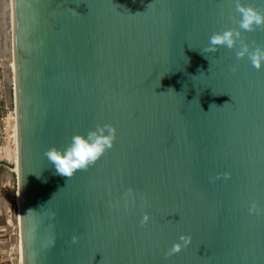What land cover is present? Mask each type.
Segmentation results:
<instances>
[{
	"label": "water",
	"instance_id": "water-1",
	"mask_svg": "<svg viewBox=\"0 0 264 264\" xmlns=\"http://www.w3.org/2000/svg\"><path fill=\"white\" fill-rule=\"evenodd\" d=\"M11 2L22 264H264V68L201 53L237 0ZM107 125L112 148L56 174L49 149Z\"/></svg>",
	"mask_w": 264,
	"mask_h": 264
},
{
	"label": "clouds",
	"instance_id": "clouds-1",
	"mask_svg": "<svg viewBox=\"0 0 264 264\" xmlns=\"http://www.w3.org/2000/svg\"><path fill=\"white\" fill-rule=\"evenodd\" d=\"M236 11L241 17L240 30L228 28L212 34L207 47L201 53L208 59L205 53H212L220 47H225L235 51L237 60L247 57L255 68H264V46L253 48L242 39L241 31H253L256 27L264 26V12L252 6H245L240 0H237ZM116 134L117 130L114 126H100L89 131L87 135H74L67 147L63 149L53 147L46 152V156L54 165L56 174L71 178L78 171L96 163L107 150L112 148ZM32 210L35 209L29 211ZM144 220L146 222L148 217L145 216ZM180 241L182 242L173 245L172 253L179 252L189 245L191 237L181 236Z\"/></svg>",
	"mask_w": 264,
	"mask_h": 264
},
{
	"label": "rangeland",
	"instance_id": "rangeland-1",
	"mask_svg": "<svg viewBox=\"0 0 264 264\" xmlns=\"http://www.w3.org/2000/svg\"><path fill=\"white\" fill-rule=\"evenodd\" d=\"M11 0H0V58L7 66L12 54L10 17ZM8 67V66H7ZM9 71V68L7 69ZM12 72L6 73L5 83L1 85L0 94L9 97ZM6 145V146H5ZM2 145L0 160H5L13 167L0 172V264H21L19 207L17 202V147L16 139ZM5 146V147H3Z\"/></svg>",
	"mask_w": 264,
	"mask_h": 264
},
{
	"label": "built area",
	"instance_id": "built-area-1",
	"mask_svg": "<svg viewBox=\"0 0 264 264\" xmlns=\"http://www.w3.org/2000/svg\"><path fill=\"white\" fill-rule=\"evenodd\" d=\"M11 44H12V54L10 57V65L2 64L3 61L0 58V88L2 83H5L6 79V73H9V75L13 74L12 81L11 77L9 78L10 89H9V97L3 98L2 94H0V100L4 101V107L6 109V112L3 115H0V149L2 148V145L9 144L11 140L15 141V136L17 135V129L14 128V124H16V107H15V99H14V87H15V74H14V63H13V30L11 29ZM9 68V71L7 70ZM6 146V145H5ZM3 146V147H5ZM16 166V165H15ZM17 169V167H16ZM15 169V170H16ZM16 172V171H15Z\"/></svg>",
	"mask_w": 264,
	"mask_h": 264
},
{
	"label": "trees",
	"instance_id": "trees-1",
	"mask_svg": "<svg viewBox=\"0 0 264 264\" xmlns=\"http://www.w3.org/2000/svg\"><path fill=\"white\" fill-rule=\"evenodd\" d=\"M0 77H1V72H0ZM6 112V109L4 107V101L0 100V115H3ZM13 167V165H10L7 163L5 160H0V172L3 171L5 168H10Z\"/></svg>",
	"mask_w": 264,
	"mask_h": 264
},
{
	"label": "bare ground",
	"instance_id": "bare-ground-1",
	"mask_svg": "<svg viewBox=\"0 0 264 264\" xmlns=\"http://www.w3.org/2000/svg\"><path fill=\"white\" fill-rule=\"evenodd\" d=\"M10 17L12 19V2H11V8H10ZM12 22V21H11ZM14 128H17L16 127V124H14ZM15 139H16V147H17V135L15 136ZM17 159H18V148H17ZM21 247V246H20ZM21 264H22V259H21Z\"/></svg>",
	"mask_w": 264,
	"mask_h": 264
}]
</instances>
